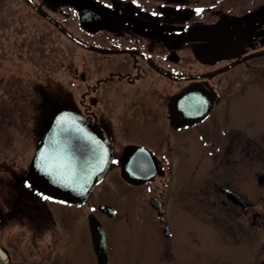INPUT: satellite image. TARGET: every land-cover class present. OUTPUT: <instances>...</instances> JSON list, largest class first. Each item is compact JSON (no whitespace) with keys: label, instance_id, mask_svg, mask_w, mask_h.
Returning <instances> with one entry per match:
<instances>
[{"label":"rangeland","instance_id":"374dc122","mask_svg":"<svg viewBox=\"0 0 264 264\" xmlns=\"http://www.w3.org/2000/svg\"><path fill=\"white\" fill-rule=\"evenodd\" d=\"M53 16L63 22L61 16ZM72 23L66 27L75 33L76 25ZM187 59L190 68H199L193 52L187 54ZM262 61L252 62L249 67L239 64L218 74L233 79L228 87L232 94L229 121L236 122L237 147L229 151L227 145L221 155L210 157L201 152L191 134L185 138L177 134L180 146L170 149L169 154L176 162L178 178L185 177L184 184H200L212 176L222 182L228 178L247 197L249 209L224 211L219 207V203H225L223 196L216 195L217 204L211 213L205 209L201 216L190 219L178 204L168 218L176 261L164 263L160 261L166 241L164 232L161 226L158 230L156 211L147 205L150 193L160 191L159 178L155 177L154 187L149 190L145 185L136 188L123 180L121 170L114 165L98 180L82 207L50 199L26 180V171L50 117L59 108L79 110L87 100L82 95L86 83L91 81L82 80L78 72L86 70L96 77L103 68V72L115 68L116 63L97 58L71 43L67 34L28 2L0 0V209L6 212L0 221V243L12 253L10 264H97L87 224L88 211L97 214L105 226L109 264H214L212 256L216 255V264H259L264 259V180L258 179L264 175V79L254 76L263 71V66H258ZM153 78L149 79L148 91L160 103L169 95L170 84L161 86ZM113 84L106 92L110 105L108 102V111L103 110L104 116L118 130L123 121L133 123L130 140L155 149V126L145 123V114L131 104L137 100L134 85ZM177 87L172 83L171 90L174 92ZM219 111L222 112L221 107ZM126 139L121 137L118 141L122 144ZM228 158H234L231 164ZM168 172L172 176L169 169ZM181 202L184 208L188 204L186 200ZM98 203L113 204L122 214L109 218L98 210ZM30 204L43 207L45 213L48 210L56 217L54 227L51 219L45 217L44 228L39 214H32L34 208ZM92 204L96 205L95 210H91ZM9 210L13 214L8 215ZM26 210L31 211L27 216ZM214 214L222 225L216 229L218 236L213 242L208 225ZM192 234L196 240H192ZM187 254H192V258L184 256Z\"/></svg>","mask_w":264,"mask_h":264},{"label":"flooded vegetation","instance_id":"af4514ba","mask_svg":"<svg viewBox=\"0 0 264 264\" xmlns=\"http://www.w3.org/2000/svg\"><path fill=\"white\" fill-rule=\"evenodd\" d=\"M24 1L56 24L61 32L69 36L71 43L79 45L87 53H94L97 58L101 56L102 59H110L116 63L115 68L105 72L103 68V73L96 77L87 74L86 70L78 72L82 80L91 82L86 83V90L82 95V99L87 97V100L82 104V108L74 111L105 127L113 148V160L107 170H111L114 165L121 168V158L125 150H128L127 154L131 158L136 159V166L140 168L145 166L148 160L144 151L147 150L156 157L157 172L152 176L136 183L123 180L136 188L138 185H145L149 190L154 187L152 182L155 177L159 178L157 186L160 191L150 193L147 205L150 210L156 211L154 218L157 217L158 230L161 226L166 239L160 256L161 262L176 261L170 242L168 218L178 204L190 219L192 216H201L205 209H209L211 213L212 206L217 204L214 197L216 195L223 196L222 201L227 206L221 202L219 207L224 211L230 208L237 210L239 207L243 212L248 211L247 197L228 178L222 182L212 176L210 180L201 181L200 184H184L185 177L178 178L176 172H179L174 170L176 162L169 154L172 153L170 149L180 146L177 144V134L181 135V138L191 134L197 140L201 152L210 157L221 155L227 145L229 151L232 147H237L236 122L229 121L232 101L229 98L232 94L228 87L233 83V79L227 80L218 74L239 64L249 67L263 60L258 63L259 69L263 66L260 69L263 71L254 77L264 79V0H31L33 4L30 0ZM52 14L61 16L63 22ZM70 22L76 25L75 33L66 27ZM185 48L190 51L186 52ZM191 52L199 60V68H190L187 63V54ZM153 77L158 79L161 86L165 82L170 84L169 95H165L160 103L148 91L151 83L149 79L153 80ZM116 82L134 85L137 100L131 104L136 105L133 109L139 108L145 114V123L155 126L153 133L158 144L153 145L155 149L130 140L132 130L134 131L133 123L123 121L121 129L116 130L114 124L104 116L103 110L108 111V102L110 105L109 99L106 102V92H109ZM172 83L179 85L174 92L171 90ZM196 83L197 88L192 90L194 96L186 95L178 98L181 102L174 103L176 93L186 91ZM211 102L213 104L209 108ZM101 108L103 109L100 111ZM206 108L208 110L203 113ZM121 137L128 139L120 144L118 138ZM204 154L201 155L205 156ZM234 158H228V162L231 164ZM168 169L172 176H169ZM258 177L259 181L264 180V175ZM192 179L193 177L190 180ZM239 196L244 198L245 203ZM49 198L58 202L65 201L76 207L84 206L87 201L86 199L81 203H72L53 196ZM185 200L188 204H185L184 208V202L181 201ZM102 204L104 203H98L97 208L103 215L115 219L122 214L117 206L111 204L114 208L111 209L114 211L111 214V211L100 207ZM30 205L34 208L32 214H39L38 220L42 221L44 228L45 217L51 219V226L54 227L56 217L48 210L45 213L43 207ZM90 208L95 210L96 205L92 204ZM20 211L22 213L23 207H20ZM189 211L192 213H187ZM30 212L26 210L25 215ZM5 214L6 212L0 209V221L4 219ZM7 214H13V211L9 210ZM40 214L44 216L43 219ZM90 214L98 218L97 214L88 211V225ZM254 215L256 216V213ZM98 220L102 224L101 219ZM221 225L222 222L214 214L213 222L208 225L213 232L211 241L214 242V236H218L216 229ZM102 227L104 229V224ZM22 235L25 236V231ZM191 237L196 240L197 236L192 234ZM211 245L214 248L212 242ZM9 252L12 258V253ZM184 256L192 258V254ZM95 257L98 264L96 253ZM215 257L212 256L213 261L219 262ZM263 262L264 259H261L259 264Z\"/></svg>","mask_w":264,"mask_h":264},{"label":"water","instance_id":"95a60500","mask_svg":"<svg viewBox=\"0 0 264 264\" xmlns=\"http://www.w3.org/2000/svg\"><path fill=\"white\" fill-rule=\"evenodd\" d=\"M197 86L196 83L186 91L176 93L174 103L181 102L178 98L186 95L194 96L192 90ZM212 104H209V108ZM207 110H203V113ZM39 141L26 171L28 183L38 191L72 203H81L90 196L113 160V148L105 127L96 121L87 120L72 109L59 108L50 117ZM127 151L121 158L120 169L124 179L136 183L157 172L156 157L147 150L144 156L148 160L142 168L136 166V159L131 158ZM100 207L109 212L114 210L107 203ZM89 225L98 264H108L106 235L96 215H89ZM10 259L9 250L0 243V264H10Z\"/></svg>","mask_w":264,"mask_h":264},{"label":"snow or ice","instance_id":"6c2138e0","mask_svg":"<svg viewBox=\"0 0 264 264\" xmlns=\"http://www.w3.org/2000/svg\"><path fill=\"white\" fill-rule=\"evenodd\" d=\"M198 11H200V10H198ZM44 199H48L47 197H44Z\"/></svg>","mask_w":264,"mask_h":264}]
</instances>
